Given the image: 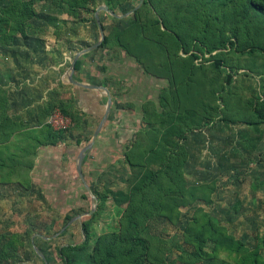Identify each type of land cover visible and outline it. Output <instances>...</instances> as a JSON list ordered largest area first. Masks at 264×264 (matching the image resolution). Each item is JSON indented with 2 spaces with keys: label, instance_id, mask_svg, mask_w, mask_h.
Masks as SVG:
<instances>
[{
  "label": "rangeland",
  "instance_id": "obj_1",
  "mask_svg": "<svg viewBox=\"0 0 264 264\" xmlns=\"http://www.w3.org/2000/svg\"><path fill=\"white\" fill-rule=\"evenodd\" d=\"M68 1L74 5L67 0H0V37H25L30 45H34V37H63L70 30L74 36L98 37L97 29L84 23L94 20V11L98 5H105L104 0ZM113 3L117 14L131 11L126 22L136 23L132 37L158 44V48L154 46V65L167 73L169 81L168 93L162 98L163 109L179 114V120L170 124L166 117L153 113L140 128L158 139L160 145L155 149L161 157L181 163V180L174 182L172 195L182 197L188 187H196L195 199L177 208L175 223L158 214L146 221L152 234L167 241L165 258L175 264L187 262L176 246L193 248L183 235L188 223L211 236L206 239L205 251L211 248L209 241L217 240L264 253V248L258 246L264 238V120L259 117L264 103V17L255 14L250 0L222 4L206 0ZM156 17L169 35H158L161 27L155 25ZM108 19L106 14V23ZM170 34L179 41L175 42ZM229 69L232 82L221 92ZM182 132L184 139L179 138ZM137 147L132 157L123 158L122 165L109 169L92 188V212L80 219L86 221L93 214L86 236L77 227H67L70 217L52 228L45 213L40 219L27 217L31 227L25 234L26 250H6L4 246L0 264H92L94 238L116 227L120 207L114 198L118 192L133 188L134 176L145 164V159L138 158L144 148ZM148 157L147 168L161 164L158 155ZM134 163L137 167L132 175L130 164ZM93 193L101 200L97 201ZM2 238L5 241L7 237ZM68 244L77 247L67 249ZM205 263L201 255L191 262Z\"/></svg>",
  "mask_w": 264,
  "mask_h": 264
},
{
  "label": "crops",
  "instance_id": "obj_2",
  "mask_svg": "<svg viewBox=\"0 0 264 264\" xmlns=\"http://www.w3.org/2000/svg\"><path fill=\"white\" fill-rule=\"evenodd\" d=\"M109 10L97 14L100 30L95 19L84 23L98 37L70 30L34 37V45L25 37L0 43V251H25L26 219L42 213L51 228L70 217L67 227L81 232L92 188L122 165L134 132L159 111L169 81L154 65L158 44L132 37L131 11ZM57 106L72 118L64 133L47 125Z\"/></svg>",
  "mask_w": 264,
  "mask_h": 264
},
{
  "label": "trees",
  "instance_id": "obj_3",
  "mask_svg": "<svg viewBox=\"0 0 264 264\" xmlns=\"http://www.w3.org/2000/svg\"><path fill=\"white\" fill-rule=\"evenodd\" d=\"M206 1L212 4H222L231 0ZM67 2L70 6L74 5L68 0ZM250 3L253 6L252 8L255 14L259 17H264V0H257L256 3L254 0H250ZM104 4L108 9H113V0H104ZM154 22L157 27L159 25L162 27L159 31L160 33H157L158 35H169L167 27L158 19V17L154 19ZM134 24H136L135 21H132L131 25ZM140 29H142V27ZM119 33H116L115 35L116 42L125 53H129L128 49L121 45ZM170 35L175 38V42L179 41L173 34ZM11 38L12 37L8 35H3L0 37V43L7 44L11 41ZM192 56L195 55L192 54ZM231 82L232 73L231 69H229L226 73L224 85L221 86L220 91L222 92L226 86L231 84ZM168 89L169 87L164 91L166 92ZM261 106L259 109V117L264 120V103L261 104ZM58 108L66 114L62 108ZM158 110L159 111L157 113L155 112V114L159 115L161 118L166 117L167 123L172 124V122H174L175 124L179 120L178 112L174 110H171L169 113L167 110L164 111L162 101ZM169 128L170 127L168 126L167 131L171 130ZM175 130H178L179 132V129ZM179 138H185L183 132ZM144 142H146L145 146ZM157 145H160L158 139L153 138L152 133H150L149 130L138 128L134 132L133 138L125 146L123 158L126 157L128 159L134 155V150L138 148L137 146L143 147V152L139 154L138 158L145 159V164L139 166V171L137 172L138 175L134 176L136 184L134 183L133 188H129L127 192H118L114 198L115 205L120 207L117 224L111 231L100 233L94 238L90 252L91 261L93 262L92 264H175L173 261L165 258V255L169 250L167 241L152 234L148 229L146 221L152 215L158 214L164 216L169 223H175L177 220V208L182 205H187L195 199L193 193L196 191V187H188V192L184 193L182 197L172 195L174 182L181 180V163L169 159L168 156L161 157L157 149H155V147L157 148ZM24 154L28 158L29 151L27 148L24 151ZM150 154L158 155L161 158V164L154 169L149 165L147 168L146 165V160L149 159L148 156ZM130 166L133 169V175L135 172L134 167L136 168L137 165L134 163L130 164ZM93 194L96 196L97 201L101 200L96 193ZM121 205L123 206L121 207ZM91 215L86 221L81 222V231L85 236L88 231V223L92 218ZM190 225L192 224L188 223L185 226L183 235L189 245L193 248L187 250L181 248L179 245L176 246V249L186 255V257H184L187 260L185 264H191L193 259L200 255L202 259L204 258L206 260L205 264H264V253L258 252L257 249L247 250L240 244H229L212 240L209 241L211 248L209 251H205L204 248L207 247L206 239L211 236L209 234L206 235L202 231H197V229H193ZM258 246L264 248V238L260 239ZM65 247L67 249H75L77 246L66 245ZM60 253L62 254L61 248ZM64 258V261L66 262V257Z\"/></svg>",
  "mask_w": 264,
  "mask_h": 264
},
{
  "label": "built area",
  "instance_id": "obj_4",
  "mask_svg": "<svg viewBox=\"0 0 264 264\" xmlns=\"http://www.w3.org/2000/svg\"><path fill=\"white\" fill-rule=\"evenodd\" d=\"M47 125L55 133H64L71 129V118L63 113L58 107H53L47 116Z\"/></svg>",
  "mask_w": 264,
  "mask_h": 264
},
{
  "label": "water",
  "instance_id": "obj_5",
  "mask_svg": "<svg viewBox=\"0 0 264 264\" xmlns=\"http://www.w3.org/2000/svg\"><path fill=\"white\" fill-rule=\"evenodd\" d=\"M141 1H142V0H138V5L141 3ZM99 10L107 11L108 13H110V14H112V15H114V13H113L111 10H109L105 5H98V6L96 7V9H95V11H94V19H95V21H96V23H97V25H98V27H99V30H100L99 21H98V15H97ZM96 45H97V44H94V45L88 47V49H91V48L95 47ZM77 56H78V54H75V56H74V58H73V61H72V63H71V66L73 65V62H74V60L77 58ZM107 107H108V105H107ZM88 213H91V210H90Z\"/></svg>",
  "mask_w": 264,
  "mask_h": 264
}]
</instances>
